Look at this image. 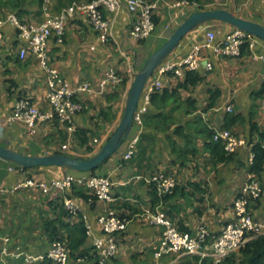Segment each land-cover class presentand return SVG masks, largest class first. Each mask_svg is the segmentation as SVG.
<instances>
[{"label": "crops", "instance_id": "crops-1", "mask_svg": "<svg viewBox=\"0 0 264 264\" xmlns=\"http://www.w3.org/2000/svg\"><path fill=\"white\" fill-rule=\"evenodd\" d=\"M91 1L54 0L52 12L58 14L74 2ZM146 1H159L153 15L155 32L146 40L138 41L131 35L134 16L127 9L114 19L113 39L109 43L101 41L83 14L68 21L63 43L50 39V65L73 87L86 82L91 85V92L75 98L81 110L74 117V133L58 122L39 124L35 134L25 124L14 123L6 129L0 145L29 157L65 155L75 160L91 159L122 124L137 76L195 13L224 10L264 28V0ZM12 14L24 24L44 20L41 0H0V20L4 22V38L0 42V119L8 116L20 99L42 111L50 107L46 74L38 59L31 53L20 58L24 43L18 37V29L7 21ZM234 29L237 28L232 24L218 19L192 29L179 46L164 53L146 82L141 102L161 66L181 61L195 45H204L209 31L216 33L219 42ZM202 54L200 69L189 79L162 77L167 94L160 101L149 102L142 128L133 124L124 133L118 151L96 169L95 175L109 176L115 183L112 203L94 200L85 187H75L67 193L44 194L38 189H27L17 194H0V264H56L51 260L30 262L27 257H39L49 251L52 238L44 221L58 220V206L70 196L81 206V216L97 236H104L98 224L104 210L115 206L120 212L130 213L128 230L117 239L120 253L116 264H170V256L155 258L160 231L148 225L146 215L156 206L154 188L146 179L159 172L176 178L177 188L163 208L182 231L193 234L206 223L213 234H218L236 221L234 203L252 174L254 148L264 140V70L262 63L254 60V55L264 56V39L255 36L254 48L244 50L238 58H217L209 49ZM207 63L213 65L209 72ZM112 72L120 81H108L103 87L105 77ZM227 106L233 107V114L226 112ZM224 129L245 139L249 146L228 156L226 161L217 162L209 149V135ZM140 131L135 154L125 162L127 143ZM69 174L90 173L67 166L26 170L0 157V184L6 187L29 177L48 182ZM257 179L264 188V171ZM249 208L256 221H264V194L251 201ZM189 259L184 257L181 264H187Z\"/></svg>", "mask_w": 264, "mask_h": 264}, {"label": "built area", "instance_id": "built-area-1", "mask_svg": "<svg viewBox=\"0 0 264 264\" xmlns=\"http://www.w3.org/2000/svg\"><path fill=\"white\" fill-rule=\"evenodd\" d=\"M53 3L54 0H42L44 20L39 24H24L14 14L7 17V21L18 29V37L24 43L20 51V58L25 59L30 53L33 54L45 71L48 85L47 99L50 107L48 110L42 111L30 101L20 99L13 111L0 119V139L4 137L6 129L14 123L25 124L29 131L35 134L39 124L58 120L67 125L70 133L76 131L74 117L81 110V106L75 101V98L78 94L91 92V85L87 82L77 87L68 84L61 77L59 71L50 65L48 52L51 38L54 37L58 43H63L69 20L78 14L85 15L91 28L105 44L113 39L114 19L123 9H127L134 16L131 35L134 39L142 41L155 32L153 15L159 8V1L151 3L146 0H92L89 3L74 2L64 7L60 13L54 14L52 12ZM195 6L198 5L195 4ZM3 23L0 20V42L4 38L1 30ZM216 37L214 31H209L207 42L204 45H195L183 60L166 63L159 68L149 93L144 97L143 102H140L138 110L134 114L133 122L136 127L142 128L144 116L148 112L150 95L161 89L163 76L172 74L176 78H183L187 71L197 72L201 66L204 49L211 50L217 58H238L242 55V48L245 44L249 45V49H253L255 46V36L240 29H234L219 42L216 41ZM254 60L260 61L264 70V56L254 55ZM212 69V63H207L206 70L209 72ZM108 81L117 83L120 79L112 72L105 77L102 86L105 87ZM226 109L228 112L233 111L232 106H227ZM140 134L141 131L128 141L123 156L125 162L130 161L134 156ZM213 139L215 142L224 144L228 155H233L239 149L249 146L245 139L238 137L228 129L215 130ZM251 159L253 162L254 154H252ZM137 179H141V177H137ZM146 180L153 186L157 196L161 199L173 193L177 186L174 177L163 173H156ZM114 185L111 177L92 174L79 176L69 174L63 179L48 182L29 177L10 187L0 184V194H17L27 189H38L44 194L53 191L67 193L74 186H78L88 189L96 201L108 204L114 201L112 198ZM263 193L264 189L261 182L251 174L234 203L236 221L225 226L218 234H213L206 223L199 225L193 234L181 231L163 210V203H160L154 210L146 211L149 225L160 231V244L154 254L155 258L161 260L170 256V264H181L184 257H189L192 260L197 258L195 264H221L248 242L264 236V221H256L249 210L250 200L261 198ZM64 205L72 215L81 212V206L74 198L66 197ZM130 223V220L122 219L114 210L106 209L98 218V224L104 236H97L94 234L92 226L86 221L88 235L92 239L91 244L96 251L97 260L94 264H109L117 256L119 245L115 235L126 231ZM69 258L70 251L62 241L52 243L45 255L27 257L30 262L49 259L56 264H68Z\"/></svg>", "mask_w": 264, "mask_h": 264}, {"label": "trees", "instance_id": "trees-1", "mask_svg": "<svg viewBox=\"0 0 264 264\" xmlns=\"http://www.w3.org/2000/svg\"><path fill=\"white\" fill-rule=\"evenodd\" d=\"M41 4H42V0H41ZM248 48H249V45L245 44L242 48V52L244 50H247ZM194 73L195 72L187 71L185 73L184 78L189 79L191 75H193ZM166 76H170L172 79L180 80V78H176L172 74H167ZM166 90L167 89H165L164 86L162 85L160 90L154 91L150 96V104H153L156 101H160L161 99H163L164 96L167 94ZM226 112L228 114H233L234 110L232 112H228L226 109ZM51 122H58L62 125H65L59 122L58 120L51 121ZM65 126L67 127V125ZM209 137L211 140L210 142L212 143L209 145V149L212 152V154L216 156L217 162H224L227 159H229L228 156H232V155L227 154L223 143L214 141L213 139L214 132H212L211 135H209ZM95 171L96 170L89 172V173L92 175H95L94 174ZM263 171H264V140L261 143L257 144V146H255L254 148L252 174L257 178V176L261 175ZM159 173H162V172H159ZM163 174L174 177L173 175L169 173H163ZM75 187H78V186H74L72 189H74ZM176 188L177 186L175 187L173 193L175 192ZM173 193L161 199L157 196V193L155 191V198H153V200L154 202H156V206L159 205L161 201H163V206H164V202ZM91 195L93 199L95 200V197L93 196V194ZM64 199L61 201L60 205L58 206L59 208L58 209L59 210L58 220L44 221L45 230L51 234V238H52L51 245L55 241H62L65 244V246L70 251V258H69L68 264H94L96 263V260H97L96 254H95L96 251L94 247L92 246V244H90V237L88 235V228H87L86 220L83 219L80 213L77 215L70 214L65 208ZM255 200H258V199H251L250 203L251 201H255ZM110 209L114 210L117 213V215L121 217L122 219H128V220L131 219V216L129 215L130 213L127 214V212H120L118 208H116L115 206H112ZM123 210H125V208ZM163 210L168 214L165 208H163ZM127 230L128 228L126 229V231ZM124 232L116 234L115 235L116 239H118V236ZM118 245H119V242H118ZM119 253H120V245H119L117 256L113 258L109 264H116V262L118 261ZM46 260L49 261V259H46ZM197 260H198L197 258H194V260L189 259V262L187 264H195ZM221 264H264V236L248 242L246 245L242 247V249H240L238 252L233 253L232 255L227 257Z\"/></svg>", "mask_w": 264, "mask_h": 264}, {"label": "water", "instance_id": "water-1", "mask_svg": "<svg viewBox=\"0 0 264 264\" xmlns=\"http://www.w3.org/2000/svg\"><path fill=\"white\" fill-rule=\"evenodd\" d=\"M223 20L235 26L237 29L243 30L258 38L264 39V28L248 22L244 19L237 18L224 10L207 11L195 13L188 19L182 27L172 36L169 43L161 49L148 63L145 70L139 74L134 83L130 100L127 108L125 118L111 136L106 145L101 151L93 158L88 160H75L65 155L58 156H44V157H29L25 156L0 145V157L9 161H13L25 169H33L38 167H63L67 166L79 172H92L99 168L104 162L107 161L114 153L118 151L121 146L122 138L125 132L130 130L134 124V114L138 110L141 102V97L144 87L148 79L153 75L156 67L158 66L162 56L172 48L179 46L185 37L202 22L209 20Z\"/></svg>", "mask_w": 264, "mask_h": 264}]
</instances>
